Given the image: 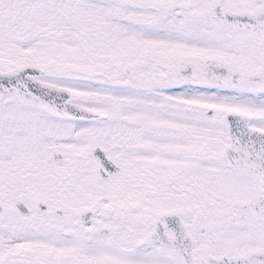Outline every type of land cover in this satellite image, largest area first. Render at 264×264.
Here are the masks:
<instances>
[{
  "label": "snow or ice",
  "instance_id": "6c2138e0",
  "mask_svg": "<svg viewBox=\"0 0 264 264\" xmlns=\"http://www.w3.org/2000/svg\"><path fill=\"white\" fill-rule=\"evenodd\" d=\"M0 264H264V0H0Z\"/></svg>",
  "mask_w": 264,
  "mask_h": 264
}]
</instances>
